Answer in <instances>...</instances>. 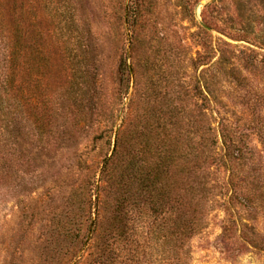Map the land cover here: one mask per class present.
Masks as SVG:
<instances>
[{"label":"rangeland","instance_id":"obj_1","mask_svg":"<svg viewBox=\"0 0 264 264\" xmlns=\"http://www.w3.org/2000/svg\"><path fill=\"white\" fill-rule=\"evenodd\" d=\"M0 264H264V0H0Z\"/></svg>","mask_w":264,"mask_h":264},{"label":"water","instance_id":"obj_2","mask_svg":"<svg viewBox=\"0 0 264 264\" xmlns=\"http://www.w3.org/2000/svg\"><path fill=\"white\" fill-rule=\"evenodd\" d=\"M201 25L208 31H211L210 27H208L206 24H204L202 21H200Z\"/></svg>","mask_w":264,"mask_h":264},{"label":"trees","instance_id":"obj_3","mask_svg":"<svg viewBox=\"0 0 264 264\" xmlns=\"http://www.w3.org/2000/svg\"><path fill=\"white\" fill-rule=\"evenodd\" d=\"M117 146H118V141H117V143H116V145H115V149H117Z\"/></svg>","mask_w":264,"mask_h":264}]
</instances>
